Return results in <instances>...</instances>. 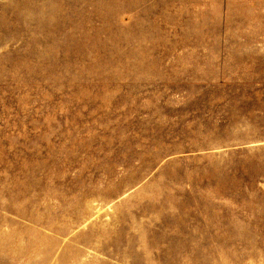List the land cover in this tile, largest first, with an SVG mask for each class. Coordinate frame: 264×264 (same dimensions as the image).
Instances as JSON below:
<instances>
[{"label":"rangeland","instance_id":"rangeland-1","mask_svg":"<svg viewBox=\"0 0 264 264\" xmlns=\"http://www.w3.org/2000/svg\"><path fill=\"white\" fill-rule=\"evenodd\" d=\"M0 264H264V0H0Z\"/></svg>","mask_w":264,"mask_h":264}]
</instances>
